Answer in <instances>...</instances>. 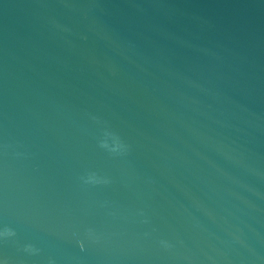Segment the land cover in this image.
Instances as JSON below:
<instances>
[{
  "label": "water",
  "instance_id": "water-1",
  "mask_svg": "<svg viewBox=\"0 0 264 264\" xmlns=\"http://www.w3.org/2000/svg\"><path fill=\"white\" fill-rule=\"evenodd\" d=\"M0 264H264V0H0Z\"/></svg>",
  "mask_w": 264,
  "mask_h": 264
}]
</instances>
